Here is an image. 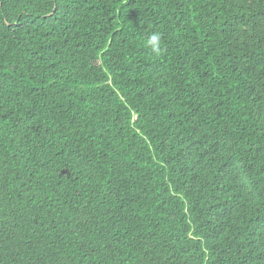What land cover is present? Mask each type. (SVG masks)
<instances>
[{
    "label": "trees",
    "instance_id": "1",
    "mask_svg": "<svg viewBox=\"0 0 264 264\" xmlns=\"http://www.w3.org/2000/svg\"><path fill=\"white\" fill-rule=\"evenodd\" d=\"M0 264H264V0H0Z\"/></svg>",
    "mask_w": 264,
    "mask_h": 264
},
{
    "label": "clouds",
    "instance_id": "2",
    "mask_svg": "<svg viewBox=\"0 0 264 264\" xmlns=\"http://www.w3.org/2000/svg\"><path fill=\"white\" fill-rule=\"evenodd\" d=\"M161 35L159 33H153L149 38H148V44L152 48V50L156 53H160L162 51L161 49Z\"/></svg>",
    "mask_w": 264,
    "mask_h": 264
}]
</instances>
